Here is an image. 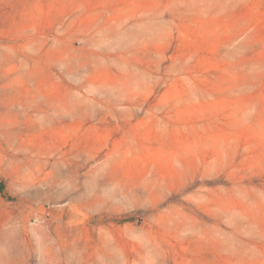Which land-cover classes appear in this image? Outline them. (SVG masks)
<instances>
[{"label": "rangeland", "instance_id": "374dc122", "mask_svg": "<svg viewBox=\"0 0 264 264\" xmlns=\"http://www.w3.org/2000/svg\"><path fill=\"white\" fill-rule=\"evenodd\" d=\"M0 187V264H264V0H0Z\"/></svg>", "mask_w": 264, "mask_h": 264}, {"label": "trees", "instance_id": "16d2710c", "mask_svg": "<svg viewBox=\"0 0 264 264\" xmlns=\"http://www.w3.org/2000/svg\"><path fill=\"white\" fill-rule=\"evenodd\" d=\"M0 191H2V187H0ZM132 218H130V220H131Z\"/></svg>", "mask_w": 264, "mask_h": 264}]
</instances>
